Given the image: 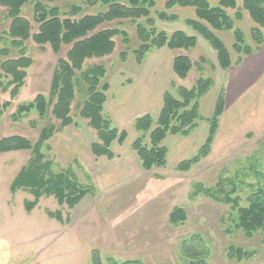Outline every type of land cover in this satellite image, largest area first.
Instances as JSON below:
<instances>
[{
	"label": "rangeland",
	"instance_id": "rangeland-1",
	"mask_svg": "<svg viewBox=\"0 0 264 264\" xmlns=\"http://www.w3.org/2000/svg\"><path fill=\"white\" fill-rule=\"evenodd\" d=\"M166 1L158 2L156 8L151 10L156 28L168 34L192 32L185 21L195 17L194 9L175 7L167 11L178 17L174 22H163L156 18L157 12L165 11ZM210 2L216 6L214 0ZM242 2L237 0L238 8L242 7ZM96 11L91 9L89 12ZM234 14L235 11H229L231 17ZM28 15L32 18L31 9ZM139 23L145 24V20ZM235 26L244 33L246 45L254 47L251 39L254 24L247 12L243 11L242 20L235 22ZM8 28L9 21L0 8V38ZM120 29L129 35V49L118 42L114 55L87 64L88 67H106L105 81L112 85L109 96H117L125 87H131V92H138L139 85L146 83L149 92L152 87L157 88L159 82L168 86L167 91L178 96V87L192 89L197 84L201 77L197 67L200 60L205 59L204 77L213 78L216 85L201 99L200 115L205 118L212 115L218 92L225 90L222 87L219 91L225 73L218 66L216 52L204 39L193 31L208 44L213 56L206 54L202 47L190 51H174L177 52L175 57L187 55L193 63L192 70L183 81L173 72V62L171 67L167 56L171 59L174 53L167 48L152 51L141 65H137L133 55L139 47L136 27L126 21ZM222 32L221 38L218 35L221 32L216 34L229 50L233 65L241 66L247 57L243 58L241 64H236L239 57L233 50V33ZM263 47L264 44L259 51ZM27 51L34 64L27 71L26 83L20 94L12 100L9 93L4 94L0 90V106L12 102L0 122V137L22 136L36 143L42 129L49 125L59 126L51 114L52 109L44 118H40L36 112L16 120L13 115L18 112L19 106L34 102L37 96H49L58 57L49 46L39 50L31 43ZM123 51H127L126 62L119 59ZM66 52L65 48L61 56L64 57ZM256 78L258 76L254 80ZM231 96L211 154L185 173L177 171V166L197 154L200 150L199 137L184 141L186 144L182 149L186 151L181 155H176V148L169 142L172 151L166 168L144 172L140 163L132 159L128 168L115 173V178L100 174V179H97L98 189L87 169L79 168L73 162V155L60 145L57 137L59 133H56L43 147L45 160L53 163V172L57 174L72 169L80 183L95 188L93 195L86 196L73 209L66 204L60 205L55 197L45 195L36 208L28 212L26 204L34 201L33 195L24 190L13 193L11 185L20 171L28 166L32 155L28 151L0 154V264H95V258H99L102 264H109V259L120 263L140 260L144 264H264V243L261 237L247 238L235 227L236 212L231 204L209 196L211 194L223 200L225 193L218 194V191L229 192L232 188L230 183L234 181L237 186L235 196H239L242 199L241 205L246 206L247 198L252 194V186L264 185V89H261L257 81L253 86L235 90ZM83 101L84 95L79 90L72 116L74 127L87 132L91 131L88 123L79 117ZM202 121L196 131L198 136L204 132L207 123L206 120ZM127 133L128 139L124 146L116 147L120 153L133 152L132 143L138 134L134 128L127 130ZM103 165L98 164L96 168L100 169ZM115 165L108 164L109 167ZM253 169L260 175L253 174ZM117 173H126V176L121 177ZM114 181L116 186L121 184V189L114 191ZM175 208L184 209L187 214L186 221L176 226L170 222V214ZM58 216H61V221L57 219ZM231 248L255 253L237 259L230 256Z\"/></svg>",
	"mask_w": 264,
	"mask_h": 264
},
{
	"label": "trees",
	"instance_id": "trees-1",
	"mask_svg": "<svg viewBox=\"0 0 264 264\" xmlns=\"http://www.w3.org/2000/svg\"><path fill=\"white\" fill-rule=\"evenodd\" d=\"M160 1L162 0H0V8L4 10L9 21V28L0 38L2 93H9L14 100L25 86L27 71L34 64L27 51L31 43L39 50L49 46L58 57L49 96L39 95L34 102L19 106L13 119L32 112L44 118L52 109L51 114L59 122V126L49 125L42 129L36 143L22 136L0 137V154L28 151L32 155L28 166L20 171L11 185L13 193L24 190L33 195L34 201L26 204L28 212L33 211L45 195L53 196L60 205L66 204L73 209L86 196L94 193V186L80 183L72 169L55 174L52 161L45 160L43 153V147L56 133L75 124L72 109L79 90L84 95L79 117L88 123V127L95 134V141L91 146L93 155L111 161L117 157L113 146H123L127 141L128 133L121 131L105 112L110 91V85L105 81L106 67L87 66L89 61L114 55L119 43L129 49V35L120 29L126 21L136 27L139 47L133 55L137 65H141L154 50L167 48L170 51H190L196 47V37L187 36L182 31L168 34L156 28L151 10L156 8ZM214 1L216 6H213L210 0H168L165 3V11L157 12L156 18L163 22H174L178 17L168 14L167 11L175 7L194 9L195 17L187 19L185 24L213 48L219 68L227 74L234 62L229 50L216 33H233V50L239 57L236 64H241L244 57L258 52L264 44V0H243L241 8H238L237 0ZM28 9L32 10V18H29ZM91 9H97L96 13H90ZM229 11H235L234 17L229 15ZM243 11L249 14L254 24L251 28L254 47L246 45L244 33L235 26V22L242 20ZM140 20H145V24H140ZM65 48L67 52L63 57L61 55ZM119 59L126 62L127 51L121 52ZM204 63L205 59H201L198 64L201 77L192 89L178 87V96L170 91L165 92L157 119L144 115L135 120L134 129L138 137L132 143V151L137 155L145 172L167 167L169 150L165 142L169 136L189 137L198 128L199 122L205 120L200 115V101L215 83L213 78L204 77ZM192 68L193 63L189 56L175 57L173 72L179 79H186ZM11 103L6 102L0 106V122ZM225 103V90L222 89L213 115L206 120L209 132L204 145L194 157L182 161L177 166V171L189 172L211 154ZM252 173L260 175L255 169ZM230 184L232 188L229 192L218 191V194L225 193L223 200L211 194L209 196L231 204L236 212V229L249 239L260 236L264 243V185L252 186L247 205L242 206V199L235 196V182ZM57 219L61 221V216ZM186 219L187 214L181 208H175L170 214V222L175 226ZM230 252V256L237 259H244L255 253L236 248H231ZM93 260L95 264H102L99 258ZM109 264L144 263L140 260L120 263L109 259Z\"/></svg>",
	"mask_w": 264,
	"mask_h": 264
},
{
	"label": "crops",
	"instance_id": "crops-1",
	"mask_svg": "<svg viewBox=\"0 0 264 264\" xmlns=\"http://www.w3.org/2000/svg\"><path fill=\"white\" fill-rule=\"evenodd\" d=\"M174 32V31H172ZM186 33V32H185ZM189 36L196 37L197 38V47H202L204 52L206 54L210 53V56H213V53L211 54V48H209L208 44L201 40V38L197 37L193 31L187 32L186 33ZM223 32L218 33L219 37L221 38ZM213 50V49H212ZM171 53H174L172 55V58L169 59V56H167L170 65L172 67V62L175 57L174 51H170ZM215 53V52H214ZM252 71V72H251ZM251 72V73H250ZM248 73V74H247ZM264 47L261 51L247 57L244 59L243 64L241 66H232L228 74H225L224 82L221 84V88L219 91L222 89V87L225 88L226 90V103H225V111L221 117L220 121V128L218 130V133L220 132L221 126H222V120L223 117L226 113V109L228 105L230 104V100L232 99V96L238 89L240 90L245 86L247 88L249 85H252L259 81L261 89H264L263 84H264ZM255 80L254 78L257 77ZM162 77V75L160 76ZM162 79V78H161ZM254 80V81H253ZM184 81V80H183ZM134 84V83H133ZM110 85V90L112 89V85ZM147 85V83H146ZM146 85H139L140 91L138 92H131V87L126 89V87L121 89L119 94L116 96H107V101L105 104V112L112 118L114 124L121 130V131H126L131 130L134 128V123L135 120L144 116V115H151L155 119H157L162 106H163V96L165 92L168 89V86L164 85L162 82L158 83L157 88L152 87L150 90L147 91L148 86ZM215 85H216V80H215ZM152 86V85H151ZM110 92V91H109ZM241 93V92H239ZM220 92H218L217 98L219 96ZM236 95V94H235ZM217 101V99H216ZM216 104V103H215ZM215 108V106H214ZM200 111H201V105H200ZM214 113V110H213ZM212 113V115H213ZM211 115V116H212ZM202 116V115H201ZM210 116V117H211ZM209 117V118H210ZM205 120L209 118H205L202 116ZM204 122V121H202ZM199 129V128H198ZM196 129L189 137H181V136H169L165 142V145L167 146L169 150L168 154V164L169 160L171 157V151H172V146H174V150H176L177 154L176 155H181L182 152L186 151L185 148L182 149V146L186 144V140H192L196 137H199V144L198 146L201 148L207 138L208 135V129L209 125L208 123H205L204 127V132L201 133V135H197ZM207 133V134H206ZM217 133V136H218ZM206 134V135H205ZM215 137V142L216 138ZM58 141L61 143L60 145L65 148L67 151L73 155V162L79 167V168H85L91 174V180L94 181L95 187L98 188V181L97 179H100L101 175L104 173V177H110V178H115L116 177V172L119 170L121 171L125 167L128 168V164L130 160H136L140 163L137 155L131 151H124V153H120V151L117 150V144L113 146V152L117 156L115 159L108 161L107 159L104 158H97L93 155L91 146L93 144L94 140V134L92 131H84L80 128H75L74 125L67 127L64 129L62 132H60L58 135ZM136 137H138L136 135ZM128 139V138H127ZM174 139V140H173ZM135 141V140H134ZM172 142V146L169 148L168 143ZM169 143V144H170ZM195 145V144H194ZM124 146V145H123ZM122 147V146H121ZM199 148V149H200ZM181 149L180 151H178ZM199 151V150H198ZM131 152V153H130ZM126 154V156H125ZM129 155V156H128ZM103 165L102 167L96 168L97 165ZM108 164H116L113 167H109ZM107 166V167H106ZM141 166V164H140ZM142 168V167H141ZM143 169V168H142ZM144 171V170H143ZM145 172V171H144ZM121 173V172H120ZM95 174V176H94ZM126 173L118 174L121 177H125ZM96 182V183H95ZM115 189L114 191L121 189L120 185L116 186L115 181L113 182ZM99 189V188H98ZM113 191V190H112Z\"/></svg>",
	"mask_w": 264,
	"mask_h": 264
}]
</instances>
